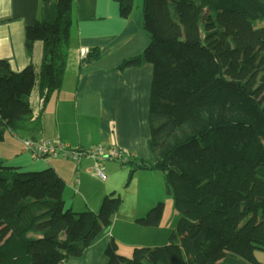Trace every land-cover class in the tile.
Returning a JSON list of instances; mask_svg holds the SVG:
<instances>
[{"label":"trees","instance_id":"trees-1","mask_svg":"<svg viewBox=\"0 0 264 264\" xmlns=\"http://www.w3.org/2000/svg\"><path fill=\"white\" fill-rule=\"evenodd\" d=\"M47 18L26 28V48L42 44V63L14 73L0 61V141L27 130L30 95L41 108L60 89L70 39L72 0H40ZM127 18L135 0H115ZM149 43L120 68L150 64L151 162L135 170L163 174L180 215L169 243L117 254L106 264H260L264 252V0H144ZM91 53L85 60L92 59ZM33 118V119H32ZM28 125V124H27ZM64 181L52 168L20 173L0 161V264H63L79 257L112 222L121 200L98 212L65 208ZM163 203L137 222L157 226Z\"/></svg>","mask_w":264,"mask_h":264},{"label":"crops","instance_id":"crops-1","mask_svg":"<svg viewBox=\"0 0 264 264\" xmlns=\"http://www.w3.org/2000/svg\"><path fill=\"white\" fill-rule=\"evenodd\" d=\"M144 12V0L134 1L127 18L119 16L115 0H72L71 34L62 80L64 72L71 69L76 78L73 94L56 91L42 109L40 100H35L34 106L31 93L33 118L41 109L39 124L26 121L27 130H8L0 141V161L4 166L20 173L52 168L65 183V208L75 213H96L103 197L116 192L125 181L128 169L105 161L102 169L106 168L109 176L91 187L89 181L97 180L93 160L75 164L59 158H37L25 150L22 140L60 141L72 148L104 146L131 159L152 161L148 105L153 67L141 64L120 68L125 61L139 56L150 41ZM42 18L47 15L40 0H0V61H5L12 72L33 66L38 73L42 44L35 42L28 51L26 28ZM82 49L93 55L90 61L85 60L88 55L82 57ZM134 176L146 183L142 189L164 180L156 170H135L131 179ZM103 232L96 239L100 244L112 235L109 230ZM253 256L264 264V252L254 251Z\"/></svg>","mask_w":264,"mask_h":264},{"label":"rangeland","instance_id":"rangeland-1","mask_svg":"<svg viewBox=\"0 0 264 264\" xmlns=\"http://www.w3.org/2000/svg\"><path fill=\"white\" fill-rule=\"evenodd\" d=\"M74 15H76L75 11ZM68 63H70L71 68V61L69 60ZM75 83L76 78L72 70L70 69V71L64 72V77L58 92L62 90L61 93L64 95L70 94L71 96L74 92ZM37 92L38 85H36L32 91L31 101L34 106L36 105L35 100H39V94ZM114 163L122 167L120 162L114 161ZM103 171L108 177L109 172L107 169L104 168ZM128 175L129 172L126 171L125 181L121 185H118L119 189L116 192L110 193L112 196L119 197L121 200L117 212L112 217L111 224L108 229L105 230L111 231L112 235L101 244L96 240L81 256L69 257L63 264H106L107 258L104 251L110 242V237L115 239L114 242L117 246V254L127 259L132 258L134 248L148 247L153 249L169 243L170 235L176 230L181 217L174 207L172 196L167 193L164 180H162V184L160 181L159 185L155 183L153 187L142 189L146 184L143 179L137 176L129 179ZM99 181L100 180L97 178V180L89 181L88 184L91 187H95L99 185ZM157 203H163V213L159 224L152 227L139 224L137 220L146 217L147 212ZM104 233L105 232H102L100 235Z\"/></svg>","mask_w":264,"mask_h":264},{"label":"built area","instance_id":"built-area-1","mask_svg":"<svg viewBox=\"0 0 264 264\" xmlns=\"http://www.w3.org/2000/svg\"><path fill=\"white\" fill-rule=\"evenodd\" d=\"M81 55L85 59L88 55V50L82 49ZM22 144L26 151L42 159L60 158L75 164H80L87 159L93 160V174L101 181L106 180V175L102 169V164L105 161L127 162V158L119 150L114 148L107 149L104 146L72 148L60 141H38L29 138L23 139Z\"/></svg>","mask_w":264,"mask_h":264},{"label":"bare ground","instance_id":"bare-ground-1","mask_svg":"<svg viewBox=\"0 0 264 264\" xmlns=\"http://www.w3.org/2000/svg\"><path fill=\"white\" fill-rule=\"evenodd\" d=\"M26 139V138H25ZM29 139H33V138H29ZM34 140H36V139H34ZM38 141H41V140H38ZM108 149V148H107ZM35 156V155H34ZM38 158V157H37ZM42 159V158H41ZM50 159V158H49ZM60 159V158H59ZM64 160V159H63ZM69 161V160H68ZM110 162V161H109ZM111 162H113V161H111ZM107 178V177H106Z\"/></svg>","mask_w":264,"mask_h":264}]
</instances>
